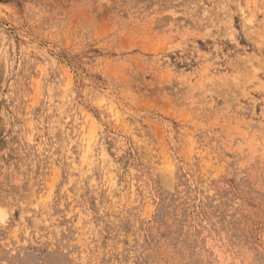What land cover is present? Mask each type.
Here are the masks:
<instances>
[{"label":"rangeland","instance_id":"1","mask_svg":"<svg viewBox=\"0 0 264 264\" xmlns=\"http://www.w3.org/2000/svg\"><path fill=\"white\" fill-rule=\"evenodd\" d=\"M0 264H264V0H0Z\"/></svg>","mask_w":264,"mask_h":264}]
</instances>
